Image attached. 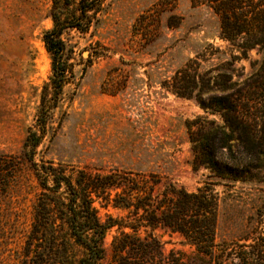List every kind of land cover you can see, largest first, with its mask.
Wrapping results in <instances>:
<instances>
[{"label":"rangeland","instance_id":"374dc122","mask_svg":"<svg viewBox=\"0 0 264 264\" xmlns=\"http://www.w3.org/2000/svg\"><path fill=\"white\" fill-rule=\"evenodd\" d=\"M79 0H62V18L72 17ZM54 0H0V155L16 158L19 169L0 188V264H20L42 188L26 159L27 138L46 134L35 161L78 172L107 174L119 169L161 178L197 191L208 183L221 198L217 241H232L249 231L264 202L259 185L226 186L195 163L186 122L198 116L219 120L195 98L179 97L161 84L208 44L226 47L219 38L218 16L190 0H104L87 32L67 29L64 62L67 82L54 101L52 55L43 42L53 27ZM171 18L173 26H169ZM263 60L258 49L238 62L249 76ZM209 67L203 64V69ZM45 113L41 115L42 111ZM44 116V117H42ZM264 187V185H263ZM114 195V194H113ZM95 202L102 221L121 210ZM264 226V217H263ZM120 230L105 239L108 253ZM145 235V232H142ZM168 254L192 249L179 235L157 230ZM243 244V243H241ZM83 250L71 246L73 258Z\"/></svg>","mask_w":264,"mask_h":264},{"label":"trees","instance_id":"16d2710c","mask_svg":"<svg viewBox=\"0 0 264 264\" xmlns=\"http://www.w3.org/2000/svg\"><path fill=\"white\" fill-rule=\"evenodd\" d=\"M61 1L54 0L53 27L43 35L46 50L53 58L51 85L55 102L67 82L69 68L64 62L67 48L63 33L67 29L89 31L104 0L74 2V15L64 19ZM190 2L218 16L219 38L226 47L208 44L161 86L179 97L195 98L202 109L219 118L198 116L186 122L195 163L208 168L226 186L250 183L264 192V0ZM172 20L169 26L174 25ZM255 49L263 53V60L244 77L237 73V64ZM204 63L209 64L205 70ZM41 131L40 135L31 133L26 142L30 149L26 159L42 192L20 264H264L263 201L255 214L259 220L249 231L237 240L219 243L221 198L214 183L197 191L171 182L161 188L157 175L146 178L119 169L104 175L81 170L73 178L60 166H40L35 161L36 150L46 134L45 120ZM18 169L16 158L0 155V188ZM99 200L104 208L121 210L124 216L109 214L102 221L95 207ZM114 227L120 233L108 253L104 242ZM157 230L179 235L181 243L193 250L192 255L185 260L183 252L166 254L155 234ZM72 245L83 250L82 256H71Z\"/></svg>","mask_w":264,"mask_h":264}]
</instances>
